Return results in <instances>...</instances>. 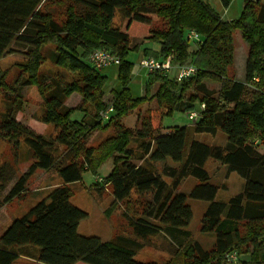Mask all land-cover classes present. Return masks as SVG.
Segmentation results:
<instances>
[{
	"label": "trees",
	"instance_id": "trees-1",
	"mask_svg": "<svg viewBox=\"0 0 264 264\" xmlns=\"http://www.w3.org/2000/svg\"><path fill=\"white\" fill-rule=\"evenodd\" d=\"M230 1L221 0L224 6ZM116 11L120 23L115 25ZM236 29L248 44L243 81L229 75ZM189 31L199 39L188 40ZM146 42L156 43L158 49L143 47ZM44 45L53 46L51 63L69 79L54 73L47 82L42 76L40 66L49 60L41 52ZM141 47L157 59L192 63L197 72L181 82L151 72L143 95L134 97L128 88L132 68L128 53ZM98 48L120 59L122 89L113 91L109 102L103 99L106 76L89 61ZM17 51L25 58L16 64L24 73L17 81L32 87L43 106L39 120L51 124L56 134L45 137L35 132L17 121L11 109L0 115V139L11 145L15 158L23 140L32 158L0 205L20 197L36 170H54L61 184L1 233L0 264H12L20 255L34 258L36 264H227L225 256L231 251L240 256L238 264H264V150L257 147L264 145V0H246L234 20L222 18L208 0H0V58ZM7 73L0 68V91L12 90L17 96L6 82ZM206 80L218 82V90L209 89ZM191 84L192 92L183 99ZM74 92L81 101L69 107L65 100ZM152 98L165 109L164 115L187 112L201 102L204 109L191 125H174L161 133L144 117L138 128H125L122 117ZM108 104L113 112L100 120L98 112ZM75 111L83 113L79 120L71 117ZM109 127L115 134L99 147L86 145L94 131ZM217 130L226 134V146L187 140L190 133L215 135ZM131 140L136 148L129 145ZM109 156L113 166L104 181L116 200L128 201L132 190L138 195L152 193L140 216L125 212L132 232L143 239L159 231L175 241L187 238L180 260L139 262L118 237L102 240L77 233L87 213L70 203L69 184L81 181L85 170L95 172ZM209 158L244 179L242 191L227 203L215 200L218 188L208 181L204 168ZM166 160L176 164L163 166L169 185L152 164ZM14 172L11 164H0L1 189ZM189 176L197 182L187 194L177 192ZM187 198L208 202L200 222L201 232L214 234L208 249L188 238L192 211Z\"/></svg>",
	"mask_w": 264,
	"mask_h": 264
},
{
	"label": "rangeland",
	"instance_id": "rangeland-1",
	"mask_svg": "<svg viewBox=\"0 0 264 264\" xmlns=\"http://www.w3.org/2000/svg\"><path fill=\"white\" fill-rule=\"evenodd\" d=\"M113 23L115 25L120 23L119 11L115 12ZM233 36L234 46L238 51L236 65H233L230 69L229 75L233 76L234 79L235 77L242 79L244 66L241 63L246 56V47L248 48V44L241 37L238 29L234 30ZM241 44L245 46L244 49L240 48ZM152 46H156V43L146 42L143 47ZM143 47L128 53V58L132 62L128 88L131 82L134 83L141 76L144 79L148 77L147 70L141 68L138 64ZM53 49L51 45L41 47V52L46 58H49V60L46 59L40 66L42 76L47 82L52 79L54 73H57L59 76L62 75L64 79H69L66 71L51 63L50 56ZM23 60L25 58L20 51L0 58V68L8 70L6 82L11 87L14 86L15 92L17 93V96H14L12 90L2 89L0 91V115L2 116L8 109H11L17 121L29 126L35 132L45 137L54 136L56 134L54 127L51 124H45L39 120L43 106L40 99L33 95L32 87L24 86L21 84V81H17L18 76H24V73L22 71L20 72V68L16 64ZM100 71L106 76L103 86V99L108 101L112 97L113 91L122 89V81L118 76V65H111ZM206 86L216 92L219 88V83L206 80ZM155 89L156 86L151 89L150 93H153ZM191 92L192 84L188 87L183 99H187ZM130 93L136 97L140 94L139 87L132 84ZM72 94L73 97H68L65 100V105L69 107H75L81 101L78 93L74 92ZM196 108H198V104ZM164 111L165 109L160 107L157 101L152 98L142 103L139 107L134 108L122 117L120 121L125 128L134 129L139 127L140 118H148L151 125L156 129V133L164 132L168 130V126H173L174 124H192V121L187 118V112H176L172 115H164ZM78 114H80V111H75L71 117L73 119L78 118ZM113 134H115L113 127L96 130L91 134L86 145L97 148L107 137ZM191 137L206 144L220 146H226L227 144V136L221 130H217L215 135L209 133H190L187 140L189 141ZM129 145L136 148L137 144L131 140ZM257 147L260 151L264 150V145L258 144ZM60 150H62V147H60ZM2 162L11 164L15 172L13 178L6 184L5 188H0V200L7 194L18 176L24 173L32 163L31 154L23 140H20L18 157L15 158L11 145L6 140L0 139V164ZM152 164L156 173L160 174L161 178L169 185L171 180L163 174L162 169L165 164L173 166L176 164L170 160L157 161ZM112 166V156H109L102 161L95 172L85 170L81 181L69 184L72 190V196L69 200L70 203L87 213V216L79 222L77 233L83 236H97L102 240L117 239L118 237L120 238L119 242L121 244L134 250L133 258L139 262L180 260V254L187 238L180 237L178 241H175L164 231H159L143 239L137 237L132 232L125 212L129 216H134V218L140 216L142 204L152 201V193L138 195L132 190L127 199L128 201L116 200L110 184L104 181ZM204 168L208 174V181L215 184L218 188L215 196L216 201L227 203L231 197L242 191L244 179L237 172L230 171L227 165L213 158H209L205 162ZM97 176L102 178L101 182L97 180ZM196 182L197 179L192 176L184 178L177 188V192L187 194ZM59 184H61L60 176L54 170H36L26 183L25 191L20 197H15L7 203L0 205V235L14 218L25 213L37 201L43 199L53 187ZM207 203L206 201L187 198V204L192 211L191 221L186 228L190 233L188 238L191 242H198L204 249L210 248L214 241L213 233L200 231L201 217ZM239 258L240 256L234 262H228L227 264H238ZM12 264H36V261L32 257L20 255ZM75 264L87 263L79 261Z\"/></svg>",
	"mask_w": 264,
	"mask_h": 264
},
{
	"label": "built area",
	"instance_id": "built-area-1",
	"mask_svg": "<svg viewBox=\"0 0 264 264\" xmlns=\"http://www.w3.org/2000/svg\"><path fill=\"white\" fill-rule=\"evenodd\" d=\"M199 35L194 31H189L187 33L188 40H198ZM90 63L99 70H102L111 65H118L120 63L119 57L108 49L98 48L93 50L89 54ZM139 66L148 73L151 72H160L163 75L167 76L170 79H174L175 81L181 82L186 79L193 77L197 68L192 63H184V64H174L169 62L168 60H161L154 58L149 55H142L138 62ZM173 72V73H172ZM257 80V78H254ZM204 109V103L201 102L198 104V108H194L192 110L187 111V118L191 121H195L201 110ZM113 112L112 104H108L105 108L99 110L98 116L100 120H106ZM97 180L99 182L102 181V178L97 176ZM226 259L228 262H234L238 258V254L236 251H231L226 254Z\"/></svg>",
	"mask_w": 264,
	"mask_h": 264
},
{
	"label": "crops",
	"instance_id": "crops-1",
	"mask_svg": "<svg viewBox=\"0 0 264 264\" xmlns=\"http://www.w3.org/2000/svg\"><path fill=\"white\" fill-rule=\"evenodd\" d=\"M208 1L218 11V13L222 16V18H224L226 20H234L240 15L241 10H242L243 5H244V2L246 0H231L230 3L227 6H224L222 4L221 0H208ZM252 1H254V0H252ZM148 48H150L152 50H157L158 49V45L156 44V46H152V47H148ZM240 48L244 49L245 46L243 44H241ZM237 51L238 50L235 49V46H234V56H233L234 65H236ZM247 53H248V48L246 47V56H245L244 60L242 61V63L239 62V63L243 64V66H244L243 67V78L242 79H238V78L235 77V80H238V81H243L244 80L245 61H246ZM142 55H147V54H145L144 51H142L141 56ZM147 74H149V73L147 72ZM145 82H146V79L142 78V76H141V78L135 80L134 83L131 82L129 89L132 90V84H135V86H138L139 90H140V94L137 95V96H141L144 93V84H145ZM72 95L73 94H71L69 97H73ZM81 117H82V113L80 112V114H78V118H75V119L79 120ZM174 125H182V124H174ZM168 127H171V126H168Z\"/></svg>",
	"mask_w": 264,
	"mask_h": 264
}]
</instances>
